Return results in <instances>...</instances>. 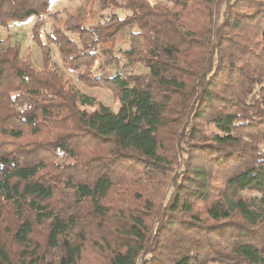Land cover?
I'll return each instance as SVG.
<instances>
[{"label":"trees","instance_id":"trees-1","mask_svg":"<svg viewBox=\"0 0 264 264\" xmlns=\"http://www.w3.org/2000/svg\"><path fill=\"white\" fill-rule=\"evenodd\" d=\"M52 1L0 0V26ZM97 1L33 23L40 68L0 45V264H264V0Z\"/></svg>","mask_w":264,"mask_h":264},{"label":"rangeland","instance_id":"rangeland-1","mask_svg":"<svg viewBox=\"0 0 264 264\" xmlns=\"http://www.w3.org/2000/svg\"><path fill=\"white\" fill-rule=\"evenodd\" d=\"M150 4L166 1V0H148ZM105 10V9H102ZM100 9V3L97 0H53L49 12L43 14L40 18L31 17L26 21H16L11 22L7 26H0V45L5 44H17L20 48V55L22 58H28L31 64L35 68L41 67V53L39 46L35 43L34 39L31 36V27L37 19L43 21L44 29L49 30L51 25L62 24L66 15L71 12H80L85 14L88 20H92L100 12H104ZM116 11L119 15L124 16L129 11L123 8H117ZM135 26H126L121 29L116 35L115 42L113 44L114 55L120 58L119 67L122 66L126 59L121 57L117 50L128 49L131 46L141 47L140 39L135 36L134 32L136 31ZM43 39V33L41 35ZM51 55L56 61L58 70L62 73L64 78L68 79L83 93L90 96H94L97 101L109 106L111 109L116 110L118 107V101L113 96L111 90L106 86H89L79 82L75 78L73 71L66 69L62 66L58 51L56 46H51ZM108 71L113 72L116 70V67L111 64L106 67ZM129 69V68H126ZM126 69L120 68V72L124 73ZM136 72H143L145 69L141 65H137L134 68ZM94 75L98 74L99 70L96 65L92 68ZM243 196L248 198L255 196L256 193L253 191H243Z\"/></svg>","mask_w":264,"mask_h":264}]
</instances>
